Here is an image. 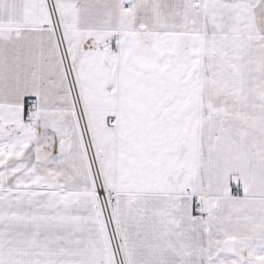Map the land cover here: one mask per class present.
Returning <instances> with one entry per match:
<instances>
[{"label":"snow or ice","instance_id":"1","mask_svg":"<svg viewBox=\"0 0 264 264\" xmlns=\"http://www.w3.org/2000/svg\"><path fill=\"white\" fill-rule=\"evenodd\" d=\"M0 264H264V0H0Z\"/></svg>","mask_w":264,"mask_h":264}]
</instances>
